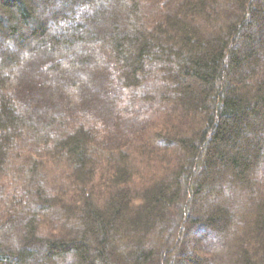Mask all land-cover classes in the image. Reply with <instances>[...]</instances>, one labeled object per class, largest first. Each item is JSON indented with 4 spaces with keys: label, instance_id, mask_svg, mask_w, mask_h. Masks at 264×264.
Masks as SVG:
<instances>
[{
    "label": "trees",
    "instance_id": "trees-1",
    "mask_svg": "<svg viewBox=\"0 0 264 264\" xmlns=\"http://www.w3.org/2000/svg\"><path fill=\"white\" fill-rule=\"evenodd\" d=\"M0 264H264V0H0Z\"/></svg>",
    "mask_w": 264,
    "mask_h": 264
},
{
    "label": "rangeland",
    "instance_id": "rangeland-1",
    "mask_svg": "<svg viewBox=\"0 0 264 264\" xmlns=\"http://www.w3.org/2000/svg\"><path fill=\"white\" fill-rule=\"evenodd\" d=\"M256 176H263L262 175V172H260V173H257V175ZM227 201V202H231V199L228 197V196H225L224 198L221 196V197H218L217 199H213V201H212V203H216V204H220L221 206H226V202L225 201ZM235 208H237L236 206L235 207H231V209L232 210H234L235 211ZM213 235V234H212ZM211 237V236H210Z\"/></svg>",
    "mask_w": 264,
    "mask_h": 264
}]
</instances>
